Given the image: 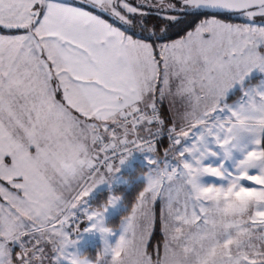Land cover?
Here are the masks:
<instances>
[{"label": "snow or ice", "instance_id": "snow-or-ice-1", "mask_svg": "<svg viewBox=\"0 0 264 264\" xmlns=\"http://www.w3.org/2000/svg\"><path fill=\"white\" fill-rule=\"evenodd\" d=\"M0 264H264V0H0Z\"/></svg>", "mask_w": 264, "mask_h": 264}, {"label": "trees", "instance_id": "trees-1", "mask_svg": "<svg viewBox=\"0 0 264 264\" xmlns=\"http://www.w3.org/2000/svg\"><path fill=\"white\" fill-rule=\"evenodd\" d=\"M204 17H200V18H192V17H188V18H184V23L183 24H180L178 25L176 28H173L171 31H172V39H178L180 36H182L184 34V31L186 30H190L192 27L195 26L196 23L199 22V19H203ZM230 21L232 23H243V20L240 19L239 17L237 16H232L230 18ZM150 23H156L155 20H151ZM164 114L166 117H168V115L166 114V112L163 110ZM168 147V144L165 140H163L160 145L158 146V149H159V155L160 156H163V153H164V150ZM141 185L139 184L138 181L134 182L131 187L129 188H126L125 186H119L117 189H116V194L118 195H125L126 196V203H129V202H134L135 200V197L137 195V192L138 190L140 189ZM107 191L99 194V197H98V200H97V203H102L106 198H107ZM119 219L120 217H116L113 219V223L110 225V226H118L119 224ZM155 240H153V243L156 242V240L160 239V233L159 231H157L155 233ZM91 251H94V249H87L86 253H89V255L92 257V258H95V255L93 252Z\"/></svg>", "mask_w": 264, "mask_h": 264}, {"label": "rangeland", "instance_id": "rangeland-1", "mask_svg": "<svg viewBox=\"0 0 264 264\" xmlns=\"http://www.w3.org/2000/svg\"><path fill=\"white\" fill-rule=\"evenodd\" d=\"M240 19L243 20V18L239 17ZM143 134V133H142ZM141 154L139 155H136V160L133 161V164H132V170H129V169H125V172H124V175H125V179L128 180V184H122L120 186H125L126 188H129L131 187V185L136 182V177L140 176L144 171L145 169L140 165L139 163V160L141 159ZM119 187V186H118ZM116 194V193H115ZM118 195V194H117ZM95 206V205H94ZM99 245V243H93V244H90L89 246H87L84 251L86 252L87 249H94V251H97V246ZM94 251H91V252H94ZM84 252V253H85Z\"/></svg>", "mask_w": 264, "mask_h": 264}, {"label": "crops", "instance_id": "crops-1", "mask_svg": "<svg viewBox=\"0 0 264 264\" xmlns=\"http://www.w3.org/2000/svg\"><path fill=\"white\" fill-rule=\"evenodd\" d=\"M163 110L166 112V114L168 115V116H170L171 114L169 113V111H168V103H167V101H165L164 102V105H163ZM99 250H100V245H98L97 246V251H94L93 253H94V255H95V258H96V254L99 252ZM85 252V251H84ZM84 255L85 256H87L88 258H90V259H95V258H92L90 255H89V253H84Z\"/></svg>", "mask_w": 264, "mask_h": 264}, {"label": "built area", "instance_id": "built-area-1", "mask_svg": "<svg viewBox=\"0 0 264 264\" xmlns=\"http://www.w3.org/2000/svg\"><path fill=\"white\" fill-rule=\"evenodd\" d=\"M163 140H165V141L167 142V144H168V141H167L166 138H162V139H161V142H162ZM161 142H160V143H161ZM160 143H159V145H160ZM159 145H158V146H159ZM136 155H139V153H137Z\"/></svg>", "mask_w": 264, "mask_h": 264}]
</instances>
